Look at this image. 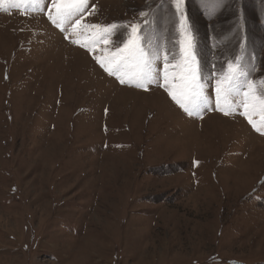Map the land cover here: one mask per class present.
<instances>
[{"label":"rangeland","instance_id":"obj_1","mask_svg":"<svg viewBox=\"0 0 264 264\" xmlns=\"http://www.w3.org/2000/svg\"><path fill=\"white\" fill-rule=\"evenodd\" d=\"M160 2L89 0L81 24L142 23ZM50 4H0V264H264L258 110L261 131L243 107L216 111L211 84L202 118L158 84L121 85L94 59L112 44L88 51L95 30L63 32ZM183 10L206 76L243 54L264 80V0ZM157 15L178 53L172 13Z\"/></svg>","mask_w":264,"mask_h":264},{"label":"snow or ice","instance_id":"obj_2","mask_svg":"<svg viewBox=\"0 0 264 264\" xmlns=\"http://www.w3.org/2000/svg\"><path fill=\"white\" fill-rule=\"evenodd\" d=\"M4 2L5 0H0V4ZM11 3L14 7L36 6L42 0H11ZM185 3L186 0H161L154 13L140 12V16L144 18L142 23L132 22L119 26L115 23L81 24V19L89 8V0H51L48 20L65 33L71 28L73 35L77 29L95 30L92 41L81 45L88 51H94L95 45L101 42L106 45L111 43L114 51L110 55L94 59L109 77H115L121 85L147 91L151 85L158 84L189 117L202 118L203 112L210 110V96L206 89L211 84L216 111L227 116L243 107L244 111L240 114L248 119L253 129L261 131L249 112L258 110L264 121V80L258 82L252 75L254 66L243 54L227 60L226 64L220 65L219 71L216 70L217 65L213 64L212 71L206 76L196 51L193 25L183 10ZM222 3L223 0H200L201 7L210 13L215 12ZM146 7L151 8L152 5ZM163 11L172 13L174 28L179 36L174 41L179 46L178 53L175 50L169 51L166 42L159 39L153 27L158 19L157 14ZM121 27L123 31L118 32ZM117 35L123 38L112 39ZM239 48L241 52L246 48L243 40L239 42ZM161 60L162 67L159 66Z\"/></svg>","mask_w":264,"mask_h":264}]
</instances>
